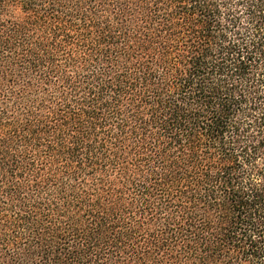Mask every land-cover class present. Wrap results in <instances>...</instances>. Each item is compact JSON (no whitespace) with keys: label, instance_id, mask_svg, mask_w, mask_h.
Instances as JSON below:
<instances>
[{"label":"trees","instance_id":"16d2710c","mask_svg":"<svg viewBox=\"0 0 264 264\" xmlns=\"http://www.w3.org/2000/svg\"><path fill=\"white\" fill-rule=\"evenodd\" d=\"M0 264H264V0H0Z\"/></svg>","mask_w":264,"mask_h":264}]
</instances>
